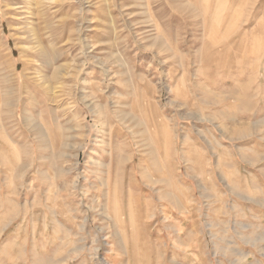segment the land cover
Masks as SVG:
<instances>
[{"label": "rangeland", "instance_id": "374dc122", "mask_svg": "<svg viewBox=\"0 0 264 264\" xmlns=\"http://www.w3.org/2000/svg\"><path fill=\"white\" fill-rule=\"evenodd\" d=\"M0 264H264V0H0Z\"/></svg>", "mask_w": 264, "mask_h": 264}, {"label": "bare ground", "instance_id": "6f19581e", "mask_svg": "<svg viewBox=\"0 0 264 264\" xmlns=\"http://www.w3.org/2000/svg\"><path fill=\"white\" fill-rule=\"evenodd\" d=\"M28 2V1H27ZM35 2H37V1H35ZM31 4H32V0H31ZM34 4V3H33ZM37 5V4H36ZM38 6V5H37ZM30 31H33V30H29V33H30ZM34 35H35V33H34ZM33 36V35H32ZM34 38V37H33ZM33 48L35 49L36 47L35 46H33ZM77 62V61H76ZM64 65V64H63ZM68 66V65H67ZM55 67V66H54ZM61 68V67H60ZM60 70V69H59ZM58 70V71H59ZM53 76V75H52ZM44 80V79H43ZM46 82V81H45ZM43 84V83H42ZM50 87V86H49ZM56 88V87H55ZM7 89V88H6ZM46 89V88H45ZM10 89H8V91H9ZM7 94V93H6ZM52 98V97H51ZM30 120L31 121H33L34 119L33 118H30Z\"/></svg>", "mask_w": 264, "mask_h": 264}]
</instances>
